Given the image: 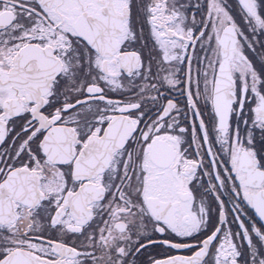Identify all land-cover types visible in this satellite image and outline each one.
<instances>
[{
    "label": "snow or ice",
    "instance_id": "6c2138e0",
    "mask_svg": "<svg viewBox=\"0 0 264 264\" xmlns=\"http://www.w3.org/2000/svg\"><path fill=\"white\" fill-rule=\"evenodd\" d=\"M0 264H264V0H0Z\"/></svg>",
    "mask_w": 264,
    "mask_h": 264
}]
</instances>
